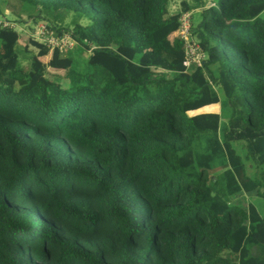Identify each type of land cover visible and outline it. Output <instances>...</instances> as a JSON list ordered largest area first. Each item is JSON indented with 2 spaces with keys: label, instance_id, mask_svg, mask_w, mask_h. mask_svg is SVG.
Here are the masks:
<instances>
[{
  "label": "trees",
  "instance_id": "obj_1",
  "mask_svg": "<svg viewBox=\"0 0 264 264\" xmlns=\"http://www.w3.org/2000/svg\"><path fill=\"white\" fill-rule=\"evenodd\" d=\"M18 1L85 23L75 57L0 24V264H264V0L203 9L187 68L202 0Z\"/></svg>",
  "mask_w": 264,
  "mask_h": 264
},
{
  "label": "rangeland",
  "instance_id": "obj_2",
  "mask_svg": "<svg viewBox=\"0 0 264 264\" xmlns=\"http://www.w3.org/2000/svg\"><path fill=\"white\" fill-rule=\"evenodd\" d=\"M181 0H172L169 5V11H177L179 7V3ZM217 0H202L203 5L191 9L190 11V18L189 23L191 22L190 26L191 28H196L197 23L200 20V14L201 11L213 3L215 4ZM35 13L36 12H32ZM30 15L25 12V10L22 7V4L18 0H0V24L9 25L13 27L17 33H18V47H27V50L32 53H36L37 48L33 46L30 42V40H35L37 42H41L44 40L47 36V34L50 32L49 29L45 30V24L48 25V23H51V25H54V28L61 29L60 31L69 33L72 27L73 20H76L79 23L84 24L85 19L83 17H76L73 15L71 11H64L63 9H59L57 11H54L52 14L49 15H42V16H36V17H29ZM61 27H65L64 29ZM52 32H54L52 30ZM194 34V33H193ZM53 37H55L53 35ZM76 45H74L73 48L70 50L72 51L73 56L75 57L77 55V48H75ZM50 48V47H49ZM75 48V49H74ZM61 52H67L61 51ZM23 52L19 51V55H21ZM87 51L80 50L79 56L76 57V61L84 58L87 56ZM26 56V55H25ZM22 57V56H21ZM48 56L41 57V59L45 62ZM26 58V57H25ZM78 62V61H77ZM81 63V62H78ZM20 64L25 69L28 66V61L25 59L20 60ZM47 76L50 75H58L61 77V82L63 85H66V79L64 78L65 71L60 68H52L47 66ZM216 107L210 106L201 108L199 110L194 111H187V115H193L196 113L201 112H220L218 103H215ZM222 113V116L220 117V124H224L226 122L227 118V112ZM231 202L236 203L241 206H245L248 202H253L260 213L264 211V199L258 198L256 196V193L251 192H240L236 194L235 196L231 197Z\"/></svg>",
  "mask_w": 264,
  "mask_h": 264
},
{
  "label": "built area",
  "instance_id": "obj_3",
  "mask_svg": "<svg viewBox=\"0 0 264 264\" xmlns=\"http://www.w3.org/2000/svg\"><path fill=\"white\" fill-rule=\"evenodd\" d=\"M189 18L190 11L182 12L178 18L179 24L177 33L184 43L185 56L182 64L185 68L189 67L191 64L200 65V59L203 56L202 49L200 48L195 37L192 35ZM4 23L5 22H3L1 25L11 27L9 25H4ZM46 24L45 30L49 29L50 32L46 35L47 37L41 41V43L49 46L50 48L56 47L59 51L69 50L74 47V45H76V41L74 38H72L70 32H57L55 28L51 29L50 26ZM52 30L54 32H52ZM53 35L55 37H53Z\"/></svg>",
  "mask_w": 264,
  "mask_h": 264
}]
</instances>
